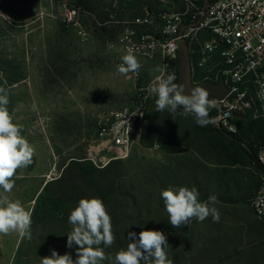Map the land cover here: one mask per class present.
<instances>
[{"label":"rangeland","instance_id":"obj_1","mask_svg":"<svg viewBox=\"0 0 264 264\" xmlns=\"http://www.w3.org/2000/svg\"><path fill=\"white\" fill-rule=\"evenodd\" d=\"M87 1L99 7L94 15L77 0H0V86L9 91L7 109L21 135L35 145L40 167L55 166L48 181L60 178L72 160L96 167L88 157L97 147V118L121 108L133 89L129 78L118 72L125 55L117 54L114 46L120 29L116 21L134 10L140 13L145 5L158 4V0H140L134 6L133 0ZM71 9L77 14L66 26ZM102 9L110 14L104 23L99 18ZM138 62L149 72L155 70L148 60ZM175 115L193 117L196 123L183 110ZM253 120L249 113L239 124L248 128ZM211 129L199 128V134L175 154L163 153L159 145L146 148L139 143L128 159L117 160L121 164L112 167L104 180L105 190L116 192L105 207L120 241L117 252L131 242L129 232L156 230L167 237L166 253L173 264L263 263L264 229L249 202L242 200L250 198L259 181L257 163L243 150H222L220 137ZM234 155L243 162L234 165L230 159ZM72 185L81 186L75 179ZM169 187H195L201 202L215 195L217 201L210 206L218 209L220 221L213 222L211 216L203 222L193 218L188 226L169 231L172 225L161 197ZM47 221L44 227L53 234L40 243L43 234L32 213L31 239L23 238L17 264H41L53 250L70 254L75 261L78 246L67 247L72 226L59 228L54 218Z\"/></svg>","mask_w":264,"mask_h":264},{"label":"built area","instance_id":"obj_2","mask_svg":"<svg viewBox=\"0 0 264 264\" xmlns=\"http://www.w3.org/2000/svg\"><path fill=\"white\" fill-rule=\"evenodd\" d=\"M125 10L120 13L129 14ZM133 12L116 21L120 26L116 52L148 60L155 70L142 66L138 74L128 73L133 87L130 99L98 116L97 147L88 157L97 168L128 159L141 142L151 103L157 99L150 86L172 73L179 84L180 41L189 48L194 87L223 81L230 89L220 102L209 99L215 103L210 109L217 131L236 134L240 119L249 113L264 123V0H158L155 8L145 5L140 14ZM76 14L75 9L67 10L66 26L74 23ZM256 160L264 170V144ZM250 206L264 221V178Z\"/></svg>","mask_w":264,"mask_h":264},{"label":"clouds","instance_id":"obj_3","mask_svg":"<svg viewBox=\"0 0 264 264\" xmlns=\"http://www.w3.org/2000/svg\"><path fill=\"white\" fill-rule=\"evenodd\" d=\"M122 59L123 63L118 66L120 74L139 73L142 65L134 55L128 54ZM175 81L176 75L172 73L159 80L156 86H150V91L157 96L156 111L167 109L175 113L182 108L185 115L192 114L201 127L215 123L209 114L210 107L215 103L209 100L208 91L203 87H194L190 94H185L184 85ZM8 96L9 91L0 86V234L18 232L20 237L30 240L31 211L26 210L19 200H10L6 193L14 188L12 178L17 170L33 164L35 149L21 135V127L13 123L7 109ZM161 197L173 227L188 226L193 218L203 222L211 216L213 222L220 221L218 209L210 206L217 201L215 195H210L207 202H201L195 187H169L161 191ZM68 222L72 231L67 234V247L78 246L75 261L70 254L60 255L53 250L51 256L41 258V264H101L105 260L111 264H173L166 253L169 247L167 237L156 230H142L138 235L129 232L127 237L131 242L127 248L118 251L114 257L106 255L99 246L110 247L115 236L111 216L100 198L80 199L68 216Z\"/></svg>","mask_w":264,"mask_h":264},{"label":"trees","instance_id":"obj_4","mask_svg":"<svg viewBox=\"0 0 264 264\" xmlns=\"http://www.w3.org/2000/svg\"><path fill=\"white\" fill-rule=\"evenodd\" d=\"M137 2H140V0H133L130 4L134 6ZM77 4L83 10H87L93 15L99 8L97 5L91 6L87 0H77ZM140 13L137 12V14ZM109 16L110 14L108 12H105L103 9L100 10L99 18L102 23L108 21ZM155 101L156 100L151 103L150 110L147 114L143 137L140 143L146 148H153L159 145L162 152L166 154L178 153L182 147L187 146V143L191 142L193 135L197 136V134H199L198 130L201 127L194 122L193 117L188 119L186 117L176 116L175 114L183 110L182 108L177 109L175 113L169 112L167 109L157 112ZM209 114L212 118L214 111L210 109ZM208 126L212 127V133L220 137L219 144L222 150L231 153L234 149L243 150L247 152L250 160L256 161L257 163L256 156L258 149L264 144L263 122L253 120L248 128H243L241 124H239L236 134H227L217 131L212 124ZM230 159L234 165L243 162L242 159H239V157L235 155L230 156ZM117 164H121V162L114 161L107 167L99 169L93 167L88 161L72 160L64 167L60 178L54 179L46 184L43 192L38 198V207L33 211V219H35L36 223L40 224L39 229L43 234L38 238L40 243H44L47 240V236L53 234L52 231L46 230V227H44L49 225L47 218H54V224L59 226V228H69L71 225L68 222V216L78 205L80 199L96 197L100 198L104 205H106V203L114 198L116 192L113 189L105 190L104 180L108 178V173L111 171L112 167ZM257 171L260 177L258 183H256L254 187V192L249 193L250 198L242 199L248 201L249 204L260 188L264 178V170L258 163ZM74 179L79 181L81 184L80 187L75 188L76 186H71ZM228 201L231 203L240 202L239 200ZM258 221L264 229V221L259 219ZM168 229L171 231L174 227L170 226ZM112 231L114 233L115 229L113 228ZM119 242V239L115 236V241L110 247L103 244L99 247L104 250L106 255L114 256L117 253ZM101 264H109V261H102ZM262 264H264V261Z\"/></svg>","mask_w":264,"mask_h":264},{"label":"crops","instance_id":"obj_5","mask_svg":"<svg viewBox=\"0 0 264 264\" xmlns=\"http://www.w3.org/2000/svg\"><path fill=\"white\" fill-rule=\"evenodd\" d=\"M35 149L33 164L27 168H20L12 178L14 188L10 193H6L10 200H19L26 210L33 213L34 206L44 187L50 181L46 180L49 171H55V166L51 168L40 167L39 153L31 140H27ZM45 158V157H44ZM44 163V161H43ZM2 191V190H0ZM24 238V237H23ZM23 238L18 232H11L7 235L0 234V264H17V255Z\"/></svg>","mask_w":264,"mask_h":264},{"label":"water","instance_id":"obj_6","mask_svg":"<svg viewBox=\"0 0 264 264\" xmlns=\"http://www.w3.org/2000/svg\"><path fill=\"white\" fill-rule=\"evenodd\" d=\"M177 64L179 84L184 85L185 94H190V90L194 88L192 84L191 58L188 45L183 41L179 42ZM197 87L205 88L209 93V99H213L216 102L224 100L230 94V89L223 81L219 83L202 82Z\"/></svg>","mask_w":264,"mask_h":264}]
</instances>
